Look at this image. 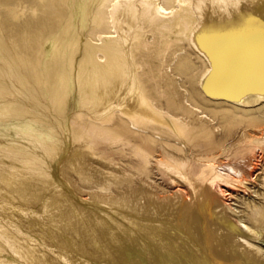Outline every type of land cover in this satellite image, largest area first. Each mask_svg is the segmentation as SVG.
Masks as SVG:
<instances>
[{"label":"bare ground","instance_id":"1","mask_svg":"<svg viewBox=\"0 0 264 264\" xmlns=\"http://www.w3.org/2000/svg\"><path fill=\"white\" fill-rule=\"evenodd\" d=\"M58 2L37 50L62 40L49 98L72 90L80 129L52 121L0 54V264H264V0ZM29 148L47 169L10 153Z\"/></svg>","mask_w":264,"mask_h":264},{"label":"rangeland","instance_id":"2","mask_svg":"<svg viewBox=\"0 0 264 264\" xmlns=\"http://www.w3.org/2000/svg\"><path fill=\"white\" fill-rule=\"evenodd\" d=\"M12 3H18L16 5L17 8V16L16 18H11V24L14 25L13 28H15V31H9V25L5 21L9 20L10 22V17L11 15L7 13L6 11V6L12 5ZM66 6L62 2H58V0H0V40L4 43L3 47H1L0 54H4L8 56L13 64V67L15 69L14 74L18 77V82L20 83V79H23L24 75L28 79L29 84H28V89L31 90V92L34 94V96L39 100L44 105V113L47 114L49 118L52 119V121H55L54 118H57L63 125L65 124L66 128L70 127L68 126V123L71 121L74 122V125L76 130L78 128L77 124L79 122V118H77L76 110L79 108L78 103H76V97L73 95V91L71 90L69 93H65L63 95V92H60V96L62 97L61 99H52L49 98L51 86L53 85L54 79H57L56 73L57 71L55 70V66H46L44 61L46 59H50L53 57H56L58 54V50L62 48V40H59L60 38L57 39L56 45H52L48 42H45L44 44V50H37V45H38V39H40L42 36L47 35L48 31L50 30L51 26L54 23V19H56V14L55 11H58L59 9H66ZM31 9H35V14H37V21L31 19L29 11ZM68 11V8L66 9ZM26 17L27 19L29 18V27H27L26 32H22V30L18 29L17 25L20 21H22ZM37 23L38 25L37 28L32 25V23ZM61 22V27L64 25V21L62 20H57V24H60ZM72 29V24L69 26V30ZM42 30V31H40ZM8 31V32H7ZM27 38V39H25ZM25 39V40H24ZM42 40V39H41ZM44 43V42H43ZM28 46L27 50V55L25 56V60L21 61V56L19 57V51H21L22 48H26ZM18 53V55H16ZM2 58V57H1ZM1 62V61H0ZM0 64H3L2 62ZM59 70V69H57ZM3 74L0 73V83H2L5 86L10 85L11 82L9 83L7 81V77L1 76ZM39 77V79H37ZM55 83V82H54ZM0 99L5 100L7 99V96H4V93H0ZM19 96V95H18ZM251 104L253 107H257L255 101H251ZM14 106H17V102H15ZM35 106V108H40V106L32 105ZM213 102L212 104H203V107L207 110H210L213 112ZM22 113L26 114V110H22ZM72 115V117H71ZM217 115V114H216ZM37 120H42L44 119V116L41 114H37L35 117ZM72 118V120H71ZM223 118L218 114L216 118L213 121L208 120V122L211 125H214L217 121H221ZM71 120V121H70ZM68 126V127H67ZM71 130V127H70ZM2 133L9 132L7 134L13 133L12 131H7V130H1ZM216 133V131H214ZM189 133V134H188ZM192 133L188 130L184 136L185 137L188 135H191ZM196 136L193 137V140L191 142L192 145L196 144V146L204 144L203 151H207L208 149H212V145L210 144V139L207 136H204L203 132H197L195 133ZM4 137L3 134H0V140H7ZM203 137V138H202ZM96 142H95V149H99L100 147H108L111 151L115 150V143H111L110 141H104L100 140L99 138L95 137ZM202 141V142H201ZM99 147V148H98ZM20 147H15V149H18ZM36 148H29L27 152L21 153V152H10L12 155L15 156V158L19 159H27L29 162H20L24 166H29L30 168L34 169H39V170H45L47 169V163L49 162V154L43 153L42 151H35ZM130 149H128L129 157H126L128 159L133 160L134 156L132 157L131 153H129ZM208 150V151H209ZM114 153V152H113ZM3 152L0 151V156L2 155ZM45 154V155H44ZM117 153H114L113 156L117 157ZM222 155L224 154L223 152L221 153ZM53 156H55V153H52ZM13 156V157H14ZM34 156V159H33ZM49 157V159H48ZM233 158L234 155L233 153H229L226 156H222V159L225 161H230V158ZM229 158V159H228ZM231 158V159H232ZM264 161V157L263 160ZM237 165V164H236ZM39 176V177H38ZM55 176L59 181L62 182L64 187L72 194L74 195L75 198H78V195H76L72 190L70 189L69 185L63 180V178L60 176V174H56ZM38 182L45 183L51 181L50 174H38L35 176ZM46 182H44V180Z\"/></svg>","mask_w":264,"mask_h":264}]
</instances>
